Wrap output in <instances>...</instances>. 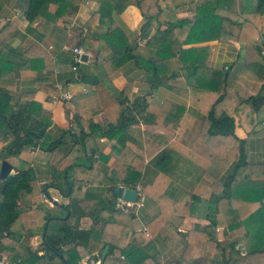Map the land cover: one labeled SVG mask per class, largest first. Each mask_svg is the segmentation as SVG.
I'll use <instances>...</instances> for the list:
<instances>
[{"label":"trees","instance_id":"1","mask_svg":"<svg viewBox=\"0 0 264 264\" xmlns=\"http://www.w3.org/2000/svg\"><path fill=\"white\" fill-rule=\"evenodd\" d=\"M13 1L30 24L22 31L14 22H8L0 30V83L4 79L15 78L20 69L36 70V82L39 84L55 81V67L73 71V51L63 50L54 57L56 51L49 52L41 41L53 32L59 19L70 21L78 5L68 4L64 0H0V9ZM97 1L99 7L86 22L87 33L82 39L83 44L93 43L94 60L90 63L81 62L77 70L78 78L69 79L66 84L69 90L72 85L82 82L92 85L91 92L94 93L80 99L79 109L82 114L92 118L97 112L91 109L92 104L105 99L102 95L105 91L103 79L107 75L109 54H112L110 62L116 67L134 60L147 69L153 92L145 95V101L149 100L150 95H155L160 86L166 85L168 78L175 76L164 68L167 67V60L177 55L188 72L191 97L220 92L211 103L208 116L211 119L209 131L227 136L223 148L215 151L197 136L210 156L222 157V166L218 164L217 176L210 177L211 187L207 196L210 211L207 222L202 227H188L186 217L189 215V200L200 197V194L184 189L181 142L172 140L171 136L163 143L147 146V150L136 149L131 156L123 152L127 151L125 149L128 146L124 145L125 149L119 151L120 157L114 163L115 174L119 169L125 171V177L121 180L112 176L105 182L95 184L91 179L94 169L91 160L87 163L76 161L57 170L54 180L48 186L59 188L65 196L71 198L70 202L51 206L43 201L34 166L20 155L27 146H39L53 151L63 141L47 138L50 120L44 116L40 103L33 101L26 107L17 96L0 89V142L8 141L0 149V167L4 160H8L16 170L8 178L0 179V251L18 264H82L84 254L79 246L96 256L99 264H112L111 256L121 255L124 257L120 264H229L232 252L238 250L231 226L234 224L241 227L247 219L264 216V162L249 159L247 138L238 136L235 119L219 109L231 97L228 82L233 67L209 68L206 65L207 46L177 49L175 43L178 40L188 44L213 39L240 43L246 47L247 52L257 55L258 59L237 62L234 70L246 65L249 70L253 67L256 72L264 74V0H240L241 11L240 14L236 13L239 14L236 19L229 14L236 0ZM53 3L58 5L55 12L49 9ZM131 4L138 6L144 17L142 35L149 38L144 45L138 42L130 44L127 35L113 18ZM185 7L196 9V15L176 20L165 17L167 11ZM218 9H225L228 13H220ZM97 14L108 19L109 29L106 32L95 29ZM154 18L165 26L153 29L151 22ZM13 40L17 41L14 46L11 45ZM152 48L158 49L161 60H153ZM129 88L130 84L123 89V93ZM186 92L189 93L188 89ZM115 101L120 105L122 118L127 110L125 99L116 98ZM248 104L260 109L264 106V94L242 97L239 107ZM179 107L178 102L168 99L159 112L153 115L154 122L176 131L179 123L168 124L165 120L176 118L178 111L180 117L183 112H187L186 108L179 110ZM259 126L260 129L264 128V119ZM128 128L129 123L121 120L104 134L119 132L123 139ZM249 132L252 133L251 130ZM226 153L228 165L232 161L227 176L224 174ZM243 165L246 166L245 178L240 180L237 173ZM85 180L93 183L82 196H78ZM120 183L127 186L140 184L148 198L159 202L160 210L152 217L149 225V239L141 235V222L136 215L124 213L117 208L115 189ZM85 215L94 219L93 225L87 229L80 227L81 217ZM181 227L189 229L187 239L178 232ZM220 227H224L222 239H219ZM37 234L43 236V242L38 249H34L29 242ZM181 241H184L182 252L166 262L164 255ZM107 244L110 247L103 257ZM257 245L248 252L263 251L264 237H260L261 246ZM40 250L44 253L39 254Z\"/></svg>","mask_w":264,"mask_h":264},{"label":"crops","instance_id":"2","mask_svg":"<svg viewBox=\"0 0 264 264\" xmlns=\"http://www.w3.org/2000/svg\"><path fill=\"white\" fill-rule=\"evenodd\" d=\"M64 1L68 4H77L78 9L70 21L59 19L57 27L41 41V44L49 52L56 51L54 57L63 50L73 51L72 48L74 46H80L83 48L84 53L88 55V59L82 62L90 63L95 57L93 46L91 47L93 43L86 42L83 44L82 39L87 33L86 22L98 9L99 2L97 0ZM57 8L58 5L53 3L49 9L55 12ZM234 8V6L231 8L232 10L229 11V14L236 18L237 12ZM239 8L241 9L240 5L237 6L238 11ZM217 11L228 13L225 9H218ZM195 15L196 9L185 7L176 11L169 10L166 12L165 17L176 20L177 18H193ZM113 18L117 26L127 35L130 44L138 42L140 45H144L148 41V36L142 35L141 26L144 22V17L138 6L131 4L123 11L116 13ZM8 22H14L22 31H25L30 24L26 16L16 7L15 1L0 9V30ZM94 26L96 30L106 32L109 29V21L97 14ZM164 26L157 18H154L151 22L153 29L163 28ZM16 42V40H13L11 45L14 46ZM191 46L208 47L207 67L219 69L233 67L230 81L228 82V91H230L231 97L229 96L230 98L225 103H222L219 109L235 119L238 136L243 139L247 138L249 159L253 162H264V128L260 129L259 126L264 119V106L260 107V109H255L249 104L239 107L242 97L258 93L260 95L264 94V89H262L264 74L260 73V71L256 72L253 67L250 70L243 68L234 70L238 61H257V55L250 54L244 45L231 40L213 39L188 44H183L178 40L175 43L177 49ZM111 57L112 54L107 56V75L103 79L106 92L103 91L102 95H104L105 99L100 102L95 101L92 104L91 109L97 110L92 118L82 114L79 109L80 99L84 95L94 93L91 92L92 85L82 82L72 85L70 90L66 89L69 79L78 78L77 71L55 67V81H46L39 84L36 82V70L20 69L17 71L15 78L4 79L0 83V89L7 90L17 96L22 105L29 107L33 101L40 103L43 107L44 116L50 120L47 138L50 140L62 139L63 141L53 151L44 150L39 146H27L20 155L23 160L29 161L35 168L38 175V187L41 190V199L50 203L51 206H54V204L49 201L50 195L55 197L60 204L70 202L71 198L65 196L59 188L48 186L54 180L57 170L64 169L76 161L87 163L91 160L94 167L91 179H93L95 184L105 182L112 176L121 180L125 177V171L119 169L115 174L114 163L120 157L119 151L125 149L124 145L128 146L125 149L127 151L123 152L126 156H131L135 153L134 150H147V146L152 147L159 142L163 143L171 136L172 140L181 142L180 152L182 154L181 165L183 166L182 170L185 180L184 189L194 194H200V197L189 200V215L186 217V222L188 227H202L207 222L210 211V203L207 199L208 191L211 187L210 177L213 176L215 178L217 176L218 164L222 166V157L210 156L205 145L197 140V136L199 140L215 151H221L223 148L227 136L218 133L213 134L209 131L211 119L208 116L212 106L211 103L219 96L220 92L217 94L201 93L191 97L189 75L177 55L168 59L165 63L167 69L164 68V70L170 71L175 76L168 78L167 84L160 86L156 90V94L150 95L149 100L145 101V95L153 92L150 87L147 69L139 66L134 60H128L116 67L110 62ZM151 57L153 60L162 59L157 48H152ZM195 57L199 59L198 56ZM129 84L130 88L123 93V89ZM187 89L189 93L186 92ZM65 91L72 95L71 99L55 102L54 100L59 98ZM108 94L112 99H110ZM116 98L125 99L124 105L127 110L122 118L120 105L115 101ZM168 99L178 102L180 104L179 110L187 109V112H183L182 117H180V111H178L176 118L165 120L168 124L179 123V128L176 131L167 128L162 123L154 122L155 118L153 115L159 112ZM253 110L258 113L253 115ZM121 120L129 123V128L123 134V139L119 132L109 135L104 134L111 126ZM97 141H99V144H97ZM121 142H124V144ZM7 143L8 141L6 140L0 142V149ZM224 157V174L227 176L228 167H230V170L232 168V161L228 165V153ZM245 170V165L239 168L238 179L245 178ZM12 173H16V170L14 169ZM85 181L83 188L78 192V196H82V193L93 183H90V180ZM119 185L128 187L123 183ZM159 205V202L148 198L146 194V204L142 208L140 215L137 216L141 222L140 233L145 239L151 237V231L149 229L150 233L147 235L142 230V227L144 224H148L149 227L152 217L160 210ZM93 223L94 219L85 215L81 217L80 227L87 229ZM179 229L187 231V237H183L187 239L189 229L186 227ZM231 229L238 243V250L232 252L229 264H264V250L255 253L248 252L249 249L254 248L255 244L261 246L259 241L260 237H264V216L262 218L247 219L241 227H236L233 224ZM248 230H250V234ZM218 232L219 239H222L224 227L218 228ZM42 242L43 236L37 234L31 237L29 243L34 249H38ZM107 245L109 246V244ZM183 246L184 241L177 243L164 255V260L168 262L176 258L182 252ZM79 249L84 254L81 259L82 264L91 259L97 261L96 256L89 254L86 248L79 246ZM0 252L8 256L5 252ZM43 253V250L39 251V254ZM123 257L124 255L111 256L112 264H120Z\"/></svg>","mask_w":264,"mask_h":264},{"label":"built area","instance_id":"3","mask_svg":"<svg viewBox=\"0 0 264 264\" xmlns=\"http://www.w3.org/2000/svg\"><path fill=\"white\" fill-rule=\"evenodd\" d=\"M72 50H73V61H74L72 69L73 71L76 72L78 70L79 64L83 61L82 54L84 53V50L80 46H74ZM71 97L72 95L69 92L65 91L60 95L59 98L55 99L54 101L55 102L62 101V100L68 101L69 99H71ZM133 187L137 191L135 200L131 201L128 199H124L123 197L117 198L116 206L117 208L122 210L124 213L139 216L142 208L146 204V194L140 185H136ZM142 230L147 235H149L150 231H149L148 224H144L142 227ZM97 263L98 261H96L95 259H91L90 261H87L85 264H97ZM0 264H18V263L11 261L8 258V256L0 252Z\"/></svg>","mask_w":264,"mask_h":264},{"label":"water","instance_id":"4","mask_svg":"<svg viewBox=\"0 0 264 264\" xmlns=\"http://www.w3.org/2000/svg\"><path fill=\"white\" fill-rule=\"evenodd\" d=\"M88 59V55L86 53L82 54V60L86 61ZM14 170V165L8 161L4 160L1 165V170H0V178L1 179H6L9 177V175L12 174ZM116 196L118 198L123 197L124 199H128L131 201H134L137 195V191L134 187L132 186H124V185H118L115 189ZM49 201L52 202L54 205H59L60 202L53 197L52 195L49 196ZM178 232L181 234L182 237H187L188 233L184 229H179ZM108 245H106V248L104 250L103 256L107 254L108 251Z\"/></svg>","mask_w":264,"mask_h":264},{"label":"rangeland","instance_id":"5","mask_svg":"<svg viewBox=\"0 0 264 264\" xmlns=\"http://www.w3.org/2000/svg\"><path fill=\"white\" fill-rule=\"evenodd\" d=\"M238 5H241V2H240V0H236V3L234 4V9H235V11L237 12V13H239L240 14V8H239V11H238V9H237V6ZM239 14H237V16H236V18H238L239 17ZM234 19H236L234 16H232ZM239 63H245V62H241V61H238ZM245 65V64H244ZM242 68L244 69V68H246V70H248V68L249 67H247L246 65H245V67L242 65Z\"/></svg>","mask_w":264,"mask_h":264}]
</instances>
